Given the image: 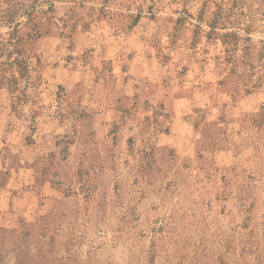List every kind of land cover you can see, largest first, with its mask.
<instances>
[{
	"label": "rangeland",
	"instance_id": "374dc122",
	"mask_svg": "<svg viewBox=\"0 0 264 264\" xmlns=\"http://www.w3.org/2000/svg\"><path fill=\"white\" fill-rule=\"evenodd\" d=\"M0 264H264V0H0Z\"/></svg>",
	"mask_w": 264,
	"mask_h": 264
},
{
	"label": "trees",
	"instance_id": "16d2710c",
	"mask_svg": "<svg viewBox=\"0 0 264 264\" xmlns=\"http://www.w3.org/2000/svg\"><path fill=\"white\" fill-rule=\"evenodd\" d=\"M224 9L223 8H219L218 9V12H216V14H215V17H218V16H222L223 14H224ZM226 36H228V37H230V36H233V35H235L234 34V32H228V33H226L225 34Z\"/></svg>",
	"mask_w": 264,
	"mask_h": 264
}]
</instances>
